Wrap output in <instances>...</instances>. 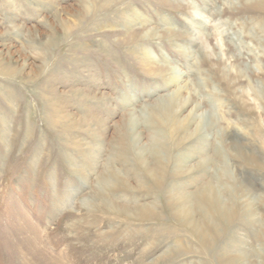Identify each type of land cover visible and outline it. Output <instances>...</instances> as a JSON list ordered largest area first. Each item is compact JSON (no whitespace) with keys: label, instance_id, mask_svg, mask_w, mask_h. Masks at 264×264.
I'll return each mask as SVG.
<instances>
[{"label":"rangeland","instance_id":"1","mask_svg":"<svg viewBox=\"0 0 264 264\" xmlns=\"http://www.w3.org/2000/svg\"><path fill=\"white\" fill-rule=\"evenodd\" d=\"M0 264H264V0H0Z\"/></svg>","mask_w":264,"mask_h":264},{"label":"bare ground","instance_id":"2","mask_svg":"<svg viewBox=\"0 0 264 264\" xmlns=\"http://www.w3.org/2000/svg\"><path fill=\"white\" fill-rule=\"evenodd\" d=\"M143 152V151H142ZM142 154H144V153H142ZM187 198V197H186Z\"/></svg>","mask_w":264,"mask_h":264}]
</instances>
